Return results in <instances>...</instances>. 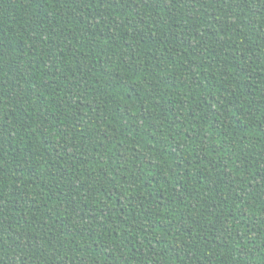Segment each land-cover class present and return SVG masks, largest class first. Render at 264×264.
Wrapping results in <instances>:
<instances>
[{"label":"trees","instance_id":"16d2710c","mask_svg":"<svg viewBox=\"0 0 264 264\" xmlns=\"http://www.w3.org/2000/svg\"><path fill=\"white\" fill-rule=\"evenodd\" d=\"M0 264H264V0H0Z\"/></svg>","mask_w":264,"mask_h":264}]
</instances>
